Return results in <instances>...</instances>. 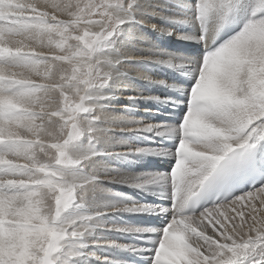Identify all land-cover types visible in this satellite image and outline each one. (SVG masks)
<instances>
[{
    "label": "bare ground",
    "instance_id": "1",
    "mask_svg": "<svg viewBox=\"0 0 264 264\" xmlns=\"http://www.w3.org/2000/svg\"><path fill=\"white\" fill-rule=\"evenodd\" d=\"M16 1L0 0V222L12 225L6 215L14 211L46 217L64 237L45 264H142L137 257L145 264H264V181L199 214L177 212L222 157L264 139V101L254 91L264 82V31L252 28L263 11L241 0L119 2L110 8L122 21L110 45L90 56L81 34L106 26L88 17L93 1ZM237 11L242 30L205 63L177 50L198 43L203 28L210 39ZM82 64L101 69L108 82L84 89L88 80L73 67ZM81 93L91 110L76 119L83 135L64 142L71 111L63 105ZM189 93L198 108L185 105ZM259 148L264 160V144ZM64 151L77 165L61 162ZM173 182L176 203L169 201ZM70 187L77 205L58 217V192ZM147 195L164 202L138 200ZM246 196H255V210L245 222L235 207ZM230 205L229 217L209 213Z\"/></svg>",
    "mask_w": 264,
    "mask_h": 264
},
{
    "label": "rangeland",
    "instance_id": "2",
    "mask_svg": "<svg viewBox=\"0 0 264 264\" xmlns=\"http://www.w3.org/2000/svg\"><path fill=\"white\" fill-rule=\"evenodd\" d=\"M91 1H93L94 4L91 5L90 7L88 17L92 20L102 19L106 21V26L102 28L101 30H99L98 32L89 33L87 31H84L81 34L83 45L84 47L87 48V54L90 56H93L95 52L98 51L101 47L105 48L108 45H110L109 43L110 38L113 36L118 26L122 22L116 19V17L113 16L112 13L110 12L111 5L120 2L119 4L124 6V4H126L125 1L127 0H114L111 2L109 0H91ZM5 2L7 5L12 4L11 0H8V2L7 0H5ZM241 2L243 4L246 3L247 5L249 4L248 5L249 7L256 5L255 9L263 11L262 13L259 14V16L255 17V19L258 21H256V23L252 25L253 30H255L256 32L258 33L263 32L264 31V0H243V1L241 0ZM16 3H17L16 5H20L19 0H17ZM6 13L7 11L4 10L3 14H6ZM17 14L18 13H16L15 15L13 13L14 18L12 16L11 18H9L10 21L12 20L11 23L12 22L17 23V24L13 23L16 26H18V24H20L19 21H21L19 14L18 15ZM58 42L59 41L55 42L54 44L57 46ZM4 51L8 53L9 55L11 54V52H9L8 50H4ZM20 51L22 50L18 49L17 52H20ZM211 59L214 61V58H211ZM212 60L210 61V64H209L211 65V67L208 66L207 68L206 66L207 69H211L212 66L215 64L212 62ZM6 63L8 64L7 61ZM73 67L75 70L78 71V73H80L81 77L86 78V80H88L87 82H84L85 84L84 89L96 88V86H99L100 84L108 82L109 80L105 72H102L101 69L98 70L97 68H94L92 65L85 66L84 64H82V65L73 66ZM202 67H204V65ZM98 78L99 79L101 78V79L98 80ZM254 91L255 93L260 92L259 98L256 96L255 97L258 100H261V102H263L264 101L263 99L264 98V92H263L264 82H263V86L255 87ZM199 94L198 92L196 93L197 96H199ZM76 102H74L73 105H71L72 103L65 102V105H63L65 109L71 111L70 117L66 121L68 123L69 133L64 138V142H73L74 140H76L77 138H80L83 135V131L77 128V125L75 124L76 119L77 117H80L82 115L86 116V114L90 113L91 111L90 108L87 107L86 105L85 95H83V93H81L80 100ZM206 105L207 104H204V107H206ZM206 124H208V122ZM206 124H204L203 127ZM184 138L187 139L186 137ZM188 140L190 139H187V141ZM168 146H171V145H169L168 143ZM58 154H59L58 156L61 162L64 163L68 161L69 164L71 165H77L76 161L69 159L65 151L58 153ZM58 193L59 194L57 195V201L55 203V208H54L56 216L58 215L60 216L62 210H66L67 208L77 203V196L73 188L70 187V188L60 189ZM254 197L252 198H250V196L243 197L240 201L239 208L235 207V205L233 206L230 205L224 208H220V210H213L212 212H209V213L217 214V215L222 213L224 214L225 217H229L230 215H233V214H230L228 209L235 207V210L238 209L241 211L237 213H243L244 215L243 217H240V219L242 218L246 222V218H249L254 214L253 212L255 209L251 208L252 205H250V202H251L250 200H252ZM29 203L30 202L28 203L26 202V204H29ZM262 209L264 210V208ZM263 210L261 211L262 212L261 215L264 214ZM33 211L31 212L25 211V213L23 212L21 213V211L19 212L14 211V212L8 213L6 216L9 215L10 217L13 218V220L12 219L9 220L12 222V225L11 224L5 225L4 222H0V229H1L0 232H3L2 235L0 233L1 235L0 236V246L1 247L5 246V250H1V252L6 251L4 252L5 254L2 253V256L4 257L1 258V255H0V259H1L0 264H45L43 262L44 259L48 258L53 252H57L59 250V245L57 244L59 243V240L64 237V235H62L57 229L53 228L52 224H47L46 217L41 216L40 214H37V211H34L33 213ZM237 213H234V215H237ZM35 215H37L38 217H35ZM263 218L261 216V219H262L261 222L264 221ZM161 233L163 236H166L168 238L171 235L170 231L168 233L166 232L164 233V231ZM243 234H244L243 232H238L235 235V240L237 241L240 240ZM157 248H161V243L157 244ZM36 249H38L39 251H35Z\"/></svg>",
    "mask_w": 264,
    "mask_h": 264
}]
</instances>
